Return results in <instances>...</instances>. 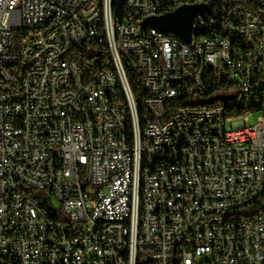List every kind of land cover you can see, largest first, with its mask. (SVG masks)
<instances>
[{
	"label": "built area",
	"instance_id": "2783aa9c",
	"mask_svg": "<svg viewBox=\"0 0 264 264\" xmlns=\"http://www.w3.org/2000/svg\"><path fill=\"white\" fill-rule=\"evenodd\" d=\"M263 195L264 0H0V264H264Z\"/></svg>",
	"mask_w": 264,
	"mask_h": 264
},
{
	"label": "trees",
	"instance_id": "16d2710c",
	"mask_svg": "<svg viewBox=\"0 0 264 264\" xmlns=\"http://www.w3.org/2000/svg\"><path fill=\"white\" fill-rule=\"evenodd\" d=\"M128 78H129V82L131 84V87L136 97L139 112L140 114H144L147 112V108L144 104V98H145L146 92L144 90L141 72L128 69ZM213 86L214 87L208 86L207 92L198 93L193 96L185 97L183 99L173 100V101L168 102L167 105L170 107H174V109L176 108V110L185 108V107L209 106L214 102L211 100V98L215 94V92L217 90H221L225 88V86H222V83H219V82L216 83V85L213 84ZM237 109H240V108H237ZM31 193L37 198L41 199V203L44 206H47L51 209V205L49 201L41 198L39 192L31 190ZM263 211H264V195L260 196L258 199H256L251 204H248L247 206L235 211V213L238 219L240 220H252L253 218H255L257 215H259ZM5 264H15V263L8 262Z\"/></svg>",
	"mask_w": 264,
	"mask_h": 264
},
{
	"label": "water",
	"instance_id": "95a60500",
	"mask_svg": "<svg viewBox=\"0 0 264 264\" xmlns=\"http://www.w3.org/2000/svg\"><path fill=\"white\" fill-rule=\"evenodd\" d=\"M209 8L203 4L185 5L173 12L160 16H151L145 19V25H152L163 32L176 34L184 41L189 42L193 33V23L195 17ZM227 96L219 95L217 100Z\"/></svg>",
	"mask_w": 264,
	"mask_h": 264
},
{
	"label": "bare ground",
	"instance_id": "6f19581e",
	"mask_svg": "<svg viewBox=\"0 0 264 264\" xmlns=\"http://www.w3.org/2000/svg\"><path fill=\"white\" fill-rule=\"evenodd\" d=\"M180 7H172L171 12L177 10ZM163 15V14H159ZM199 14L195 17L194 22H198ZM49 25H58V18H49ZM161 31V30H160ZM39 32H46V25H39ZM200 34H209V27H200ZM240 108V101L227 102V109Z\"/></svg>",
	"mask_w": 264,
	"mask_h": 264
},
{
	"label": "rangeland",
	"instance_id": "374dc122",
	"mask_svg": "<svg viewBox=\"0 0 264 264\" xmlns=\"http://www.w3.org/2000/svg\"><path fill=\"white\" fill-rule=\"evenodd\" d=\"M259 114H260V113H256V114L250 116L249 123H250V124L255 123V122L257 121V119H258Z\"/></svg>",
	"mask_w": 264,
	"mask_h": 264
}]
</instances>
